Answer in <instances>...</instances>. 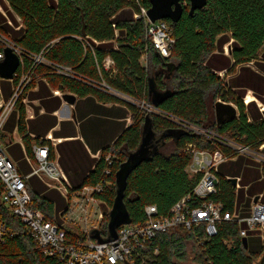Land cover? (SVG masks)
<instances>
[{
  "label": "trees",
  "instance_id": "trees-1",
  "mask_svg": "<svg viewBox=\"0 0 264 264\" xmlns=\"http://www.w3.org/2000/svg\"><path fill=\"white\" fill-rule=\"evenodd\" d=\"M7 1L22 20L20 29L12 28L18 43L24 49L36 53L47 48L48 60L73 68L75 77L57 74L50 67L40 66L38 73H48L46 78L52 88L69 89L80 95L92 93L101 98L102 93L98 88L82 81L104 79L111 87L129 97L154 104L149 94L151 78L158 90L172 92L156 106L162 113H150L138 103L123 101L127 106L124 113H130L133 122L102 153L101 160L85 179L86 184L100 181L106 166L105 155L111 151L114 155L112 185L99 194L109 207H112L116 195V171L129 153L138 148L148 113L158 134L168 128H180L170 118L174 116L216 130L255 148L264 142L263 116L252 109L253 121H249L243 101L225 86L224 80L213 70L229 64L224 59L221 63L220 55L215 54L216 50L223 51L228 42H231L234 65L254 60L264 70L263 64L259 62L260 51L264 48V0H208L204 8L193 14L189 12V2L184 1L183 15L177 23L165 19L176 38L169 57H163L146 38L144 20L135 17V13L139 12L136 0ZM142 1L147 7L150 6L149 0ZM125 9L132 11L133 18H129L127 12L125 14L128 17L119 18ZM0 18L5 17L0 13ZM144 55L147 56L146 65L141 62ZM107 57L113 60L116 74H110L112 68L105 67ZM217 61L220 63L218 66ZM230 83L251 87L261 94L264 92V76L249 66H242L240 73ZM218 97L236 102L239 117L234 116L235 111L230 105L216 103ZM108 98L112 99L111 96ZM214 117L222 122L221 125L215 123ZM24 129L21 123V132ZM185 131L188 134L182 135L177 141L173 137H166L159 153L144 161L130 175L125 201L132 215V223L142 224L145 221V207L149 204H155L160 214H166L200 179L199 174L190 176L186 171L192 160L186 144L192 142L198 148L209 151H214L215 147L204 136ZM25 139L29 144L28 138ZM240 162L243 163V158H240ZM221 172H224V166ZM221 174L218 193L211 198L222 202L225 209L232 212L236 188L230 179ZM259 177V170L247 169L244 172L241 182L243 186L248 185L250 196L264 191V179L259 180ZM34 200L36 206L50 217L53 205L47 199ZM250 203L251 198H248L245 207ZM0 210L5 211L3 207ZM4 218H7V214ZM102 226L105 233L107 224ZM244 227L245 222L223 221L218 226L217 234L211 237L201 227L192 231L173 228L159 234L150 243V250L155 246L160 249L150 259L157 264H177L173 257L182 258L186 241L193 238L202 248V264H254L257 255L264 252V239H261L258 231L249 230L246 248L240 235ZM67 230L72 238L83 237L81 232ZM0 252V264H54L53 259L35 248L33 240L22 235L9 239ZM260 264H264V254Z\"/></svg>",
  "mask_w": 264,
  "mask_h": 264
},
{
  "label": "built area",
  "instance_id": "built-area-1",
  "mask_svg": "<svg viewBox=\"0 0 264 264\" xmlns=\"http://www.w3.org/2000/svg\"><path fill=\"white\" fill-rule=\"evenodd\" d=\"M136 3L139 12L135 13V17L144 20L146 38L163 57H169L176 42L170 26L165 19L152 21L147 14L149 7L142 0H136ZM6 17L7 23L14 26L10 18L7 15ZM7 47L13 49L20 62L13 77H3L0 74V207L5 209L0 210V251L9 239L22 235L33 240L35 248L53 259L54 264H157L150 256L157 255L160 249L155 246L150 250L149 245L159 234L173 228L181 227L192 231L201 227L211 237L217 234L218 226L223 221L245 222L246 227L240 230L242 237H246L247 232L253 230L258 231L264 239V201H254L250 214L240 217L225 209L222 202L211 198L219 190V165L238 155L251 156L264 165V143L255 148L216 130L174 116L170 118L180 128L194 131L209 139L215 150L209 151L198 148L195 143H187L186 150L192 155L187 171L191 175H200L192 190L174 203L166 214H160L155 204L147 205L145 221L142 224L121 225L118 228V237L112 241L99 242L92 236L91 229L102 230V224L90 225L88 214L92 204L99 207L98 219H104V211L100 206L104 201L99 194L112 185L113 153L109 151L105 155L106 166L100 181L70 188L64 171L50 158L49 146L33 145V156L27 155L31 165L30 175L39 176L49 187L60 189L70 201L74 200V204H80L84 208L85 226L81 228L83 237L72 238L64 224L49 220L46 213L36 206L27 186L29 175L20 172L3 142L7 139L5 126L10 114L20 102H25L26 93L38 77L40 66L48 65L52 72L68 76L72 75V71L67 66L48 60L47 48L38 53L24 49L0 23V61L6 56ZM217 73L224 76L223 72ZM2 79L12 82L10 89H5ZM138 104L147 112L162 113L154 104L145 100ZM260 107L264 110L262 104ZM97 158L101 160L102 156L98 154ZM5 214L7 218H4ZM105 234L107 235V230Z\"/></svg>",
  "mask_w": 264,
  "mask_h": 264
},
{
  "label": "crops",
  "instance_id": "crops-1",
  "mask_svg": "<svg viewBox=\"0 0 264 264\" xmlns=\"http://www.w3.org/2000/svg\"><path fill=\"white\" fill-rule=\"evenodd\" d=\"M0 13L5 17L4 19L0 18V23L11 34L13 33L12 28L18 30L22 27L21 17L13 10L7 0H0ZM6 15L13 22L14 26L8 25ZM230 43H226L229 45V50L215 51V54L220 55L219 59L221 63L224 62V59L229 64L222 69L216 67L217 69L214 68L213 70L215 73L223 72L224 76L219 75V73L217 74L224 80L225 86L233 90L236 96L243 101L249 121H253L252 109L253 112H259L264 118V110L260 107V104L264 106V92L261 94L251 87L236 86L230 83L240 73L242 66H249L263 76L264 70L260 69L254 60L245 64L234 65L235 59L232 57ZM146 57L144 55L141 59L143 65L147 63H143V59H147ZM259 58V62L264 66V50L260 51ZM104 64L107 69L112 68V73L109 72L110 74H116L117 69L110 57L106 58ZM218 64L220 63L217 61L216 65L218 66ZM44 67H48V65H44ZM67 67L72 71V75L70 76L75 77L76 74H74L73 68L71 66ZM47 74L44 71L38 74V77L26 93L25 102H20L10 114L5 126L7 138L6 148L20 172L29 175L27 178V186L31 195L37 199H47L53 205L50 217L46 214L47 218L54 222L64 224L65 228H69L76 233L78 230L81 231V227L70 224L67 221L68 219L72 223L77 222L75 217L68 218L69 213L67 212L69 208L67 207V195L58 188L49 187L39 176L30 175L31 165L27 159V155L33 156L34 144L48 145L50 148V158L62 168L69 180L70 188H79L85 184L87 175L99 163L100 160L97 158V155H102L131 124L128 122L131 119L129 116L130 113H124L127 106L123 101L137 103L136 101L138 100L111 87L104 79L101 81H82L88 84V86L98 88L100 93H102L101 98L92 93L80 95L69 89L52 88L46 78ZM110 96L112 99L108 98ZM217 102L230 105L235 111L234 116L239 117L236 102L231 100L226 101L221 97H218ZM57 104L59 105L57 106ZM229 115H233V113ZM214 120L215 123L221 125V121L215 117ZM124 122L126 123L123 127ZM21 123L25 127L24 132L20 130ZM26 137L28 138L29 144H27ZM42 141L44 142L41 143ZM250 162L258 165L260 173L259 180L264 179L263 163L251 156L243 157L242 164H240V158L234 156L232 159L222 162L219 165V176L222 173L221 175L224 178L230 180L232 178L237 179L236 184H234L236 188V201L232 212L240 217L250 214L251 206L255 198L258 196L262 201L264 195V191H262L261 193L250 196L248 185H242L241 179L251 164ZM222 166H224V172H221ZM236 169L238 171L234 173ZM189 175L192 176L190 173ZM220 179L221 176L219 177V182ZM248 198H251V203L246 208L245 202ZM244 212H246V215L243 216ZM75 227L79 228L75 230Z\"/></svg>",
  "mask_w": 264,
  "mask_h": 264
},
{
  "label": "water",
  "instance_id": "water-1",
  "mask_svg": "<svg viewBox=\"0 0 264 264\" xmlns=\"http://www.w3.org/2000/svg\"><path fill=\"white\" fill-rule=\"evenodd\" d=\"M184 1L186 0H149L150 6L148 8V16L152 21L157 19H171L172 22L177 23L184 11ZM190 4L189 12L193 14L196 10L204 8L208 4V0H187ZM129 14V18H133L132 11L125 9L124 13L119 15V18H126L125 13ZM83 34H86L85 25L83 27ZM19 57L11 47L6 48V56L0 61V74L3 77H13L14 72L19 66ZM172 92L169 90L160 91L156 84L150 78L149 80V94L155 106H158L168 95ZM188 134L187 131L181 128H168L158 134L153 127V120L148 113L145 118L141 142L135 151L129 153L128 158L123 161L115 174V192L116 195L113 200L112 207L108 214L107 221V235L103 236L101 230L92 228L91 234L99 242H107L115 240L118 237V228L123 224L133 222L132 215L128 209L125 201L126 189L128 179L132 172L141 165L144 161L150 160L155 154L159 153L161 147L166 142V137H173L177 141L182 135ZM233 184H236L237 179H231ZM259 197L255 198L257 201ZM244 246H248V238H242ZM127 264H131L127 262Z\"/></svg>",
  "mask_w": 264,
  "mask_h": 264
},
{
  "label": "rangeland",
  "instance_id": "rangeland-1",
  "mask_svg": "<svg viewBox=\"0 0 264 264\" xmlns=\"http://www.w3.org/2000/svg\"><path fill=\"white\" fill-rule=\"evenodd\" d=\"M227 48V49H226ZM224 50H229V45L226 44L224 46ZM264 50V48H263ZM147 62V59H143V63ZM2 85L5 87L6 90L10 89L12 86V82L7 80V79H2ZM137 103H139V101H136ZM129 123L133 122V119H129L128 120ZM4 144H6V140H3ZM239 158H243V157H247L245 155H238ZM251 166H248V169H253V170H259V167L257 164L250 162ZM264 171V168H263ZM264 173V172H263ZM39 201H41L40 198H38ZM65 200V198H64ZM67 200V207L69 216L68 218L71 219V217H75L77 222L72 223L70 222L68 219V223L73 224L75 226H79L83 229V227L85 226V222H84V217H85V212H84V208L80 205V204H74V200H69V198L66 199ZM101 209L104 211V219L103 220H99L98 219V211H99V207L95 206V205H90L89 206V224L90 225H104L107 224V220H108V214L109 211L111 209V207H109V205L105 204L104 202L100 204ZM79 227H75L74 229L76 230V228L78 229ZM103 227V226H102ZM104 228H102L101 233L103 234V236H106V234L103 232ZM81 231L78 230L76 233H80ZM264 254V252L262 254L257 255V257L255 258V262L254 264H260L261 262V256ZM203 257L202 254V248L200 246L199 243L196 242L195 239L190 238L188 241H186L185 243V252L183 257H179V256H174L173 260L177 262V264H202L201 262V258Z\"/></svg>",
  "mask_w": 264,
  "mask_h": 264
},
{
  "label": "bare ground",
  "instance_id": "bare-ground-1",
  "mask_svg": "<svg viewBox=\"0 0 264 264\" xmlns=\"http://www.w3.org/2000/svg\"><path fill=\"white\" fill-rule=\"evenodd\" d=\"M249 98H251V97H249Z\"/></svg>",
  "mask_w": 264,
  "mask_h": 264
}]
</instances>
